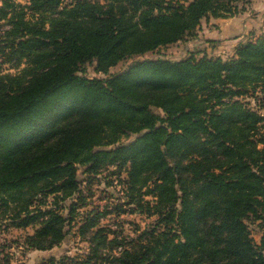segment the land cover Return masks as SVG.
Masks as SVG:
<instances>
[{
	"label": "trees",
	"instance_id": "trees-1",
	"mask_svg": "<svg viewBox=\"0 0 264 264\" xmlns=\"http://www.w3.org/2000/svg\"><path fill=\"white\" fill-rule=\"evenodd\" d=\"M247 1L0 0V65L16 69L0 71V223L33 228L22 242L40 250L75 223L89 250L38 264H264V34L228 59L108 74ZM93 62L108 75L88 77ZM104 171L124 173L129 210L151 218L135 236L99 225L106 206L83 211Z\"/></svg>",
	"mask_w": 264,
	"mask_h": 264
},
{
	"label": "rangeland",
	"instance_id": "rangeland-1",
	"mask_svg": "<svg viewBox=\"0 0 264 264\" xmlns=\"http://www.w3.org/2000/svg\"><path fill=\"white\" fill-rule=\"evenodd\" d=\"M250 1L251 0H248L245 3L240 2L239 8H243L242 11L247 10ZM249 10H251V8H249L248 11ZM220 18L221 17H211L208 20H203L200 27L195 30V33L192 36H186L183 40L161 46L157 50L148 51L133 58H126L111 67L108 74L124 70L134 58L162 56L178 60L190 54L196 57L206 54L208 57L220 56L223 59H228L234 51L235 43L232 42L231 44L230 39L219 37L220 26L227 25L228 22L220 20V23L218 22L217 24L216 21ZM15 70L16 69L9 68L8 65H0V71L14 73ZM85 74L88 77H106L108 75L94 70V62L85 65ZM258 95L264 97V90H259ZM246 99L250 100L253 104V98L247 97ZM260 112L264 114V109H261ZM81 169L82 167H79V177L80 179H84L86 175ZM110 172L104 171L91 180L92 183L89 186V190H85V193H91V202L83 211H89L91 215L94 212L89 209H92L93 206H99L100 209H104V206H106L111 212L100 217L99 225L102 227H111L117 231H122L124 234L135 236L136 232L134 230L139 227L141 229L147 227L151 218L146 217L145 214L129 210L130 206L127 203L126 186L122 181L125 175L122 173L121 178H118L116 175L110 174ZM80 216L81 220L78 217V222L76 224L82 223V216L85 215L81 213ZM3 225V223H0V263L2 264L7 258H9L11 264H38L50 257H60L65 254L82 256L89 251L87 242L82 240L76 233L77 226L75 223H72L71 226H67L69 229L68 233L59 244L45 250L27 248V246L23 244L22 241L24 236L28 233H32L33 228H5ZM249 227L252 236L258 241L263 231L262 228L257 222H250Z\"/></svg>",
	"mask_w": 264,
	"mask_h": 264
},
{
	"label": "crops",
	"instance_id": "crops-1",
	"mask_svg": "<svg viewBox=\"0 0 264 264\" xmlns=\"http://www.w3.org/2000/svg\"><path fill=\"white\" fill-rule=\"evenodd\" d=\"M249 4L247 10L216 21L217 24L220 23V20L228 21L227 25L220 26V38L230 39L231 44L234 42L236 45L238 42L246 40L249 35L256 37L264 34V0H251ZM249 8L251 10L248 11Z\"/></svg>",
	"mask_w": 264,
	"mask_h": 264
}]
</instances>
